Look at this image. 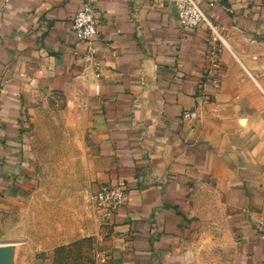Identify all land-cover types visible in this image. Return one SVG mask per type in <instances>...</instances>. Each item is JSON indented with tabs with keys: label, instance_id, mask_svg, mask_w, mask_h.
Wrapping results in <instances>:
<instances>
[{
	"label": "crops",
	"instance_id": "crops-1",
	"mask_svg": "<svg viewBox=\"0 0 264 264\" xmlns=\"http://www.w3.org/2000/svg\"><path fill=\"white\" fill-rule=\"evenodd\" d=\"M84 1L0 0V244L42 218L26 114L62 95L87 136L95 264H264V0H196L229 34L216 63L207 26L180 27L173 3L93 0L97 75L71 29ZM103 185L128 191L106 224L88 204Z\"/></svg>",
	"mask_w": 264,
	"mask_h": 264
},
{
	"label": "rangeland",
	"instance_id": "rangeland-1",
	"mask_svg": "<svg viewBox=\"0 0 264 264\" xmlns=\"http://www.w3.org/2000/svg\"><path fill=\"white\" fill-rule=\"evenodd\" d=\"M257 79L264 86V77ZM30 104L26 117L36 136L38 182L49 200L39 206L42 218L26 232L29 237L17 243L16 264H95L94 239L80 236L93 222L82 209L90 168L82 120L62 95L38 96ZM65 208L73 212L67 218Z\"/></svg>",
	"mask_w": 264,
	"mask_h": 264
},
{
	"label": "built area",
	"instance_id": "built-area-1",
	"mask_svg": "<svg viewBox=\"0 0 264 264\" xmlns=\"http://www.w3.org/2000/svg\"><path fill=\"white\" fill-rule=\"evenodd\" d=\"M173 3L177 10L179 25L182 28L193 29L204 23L210 32V58L216 63L218 60L219 45L230 47L229 34L215 23L202 9L196 0H167ZM71 29L76 37L77 44L84 46L83 59L86 67L97 75L101 68L98 58L96 36L98 19L95 16L93 0H85L72 19ZM216 85V80H214ZM96 89L99 85L96 84ZM200 113L197 107L182 112L185 119L198 118ZM128 201V191L122 185H103L97 191L88 195V204L100 224L109 223L115 211ZM254 227L259 237L264 239V217L254 221ZM99 254H97L98 256Z\"/></svg>",
	"mask_w": 264,
	"mask_h": 264
},
{
	"label": "water",
	"instance_id": "water-1",
	"mask_svg": "<svg viewBox=\"0 0 264 264\" xmlns=\"http://www.w3.org/2000/svg\"><path fill=\"white\" fill-rule=\"evenodd\" d=\"M17 243L0 244V264H16Z\"/></svg>",
	"mask_w": 264,
	"mask_h": 264
},
{
	"label": "trees",
	"instance_id": "trees-1",
	"mask_svg": "<svg viewBox=\"0 0 264 264\" xmlns=\"http://www.w3.org/2000/svg\"><path fill=\"white\" fill-rule=\"evenodd\" d=\"M62 249H64V247H60V248H58V250H62Z\"/></svg>",
	"mask_w": 264,
	"mask_h": 264
}]
</instances>
